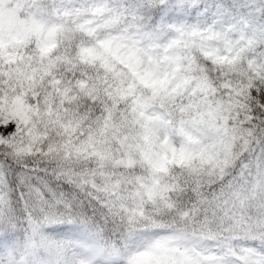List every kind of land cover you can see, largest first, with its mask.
<instances>
[{
    "label": "snow or ice",
    "instance_id": "1",
    "mask_svg": "<svg viewBox=\"0 0 264 264\" xmlns=\"http://www.w3.org/2000/svg\"><path fill=\"white\" fill-rule=\"evenodd\" d=\"M0 264H264V0H0Z\"/></svg>",
    "mask_w": 264,
    "mask_h": 264
}]
</instances>
